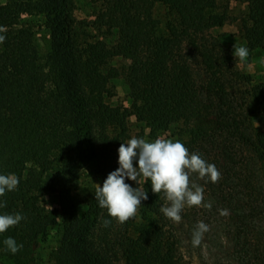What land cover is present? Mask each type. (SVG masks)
<instances>
[{"label":"trees","instance_id":"obj_1","mask_svg":"<svg viewBox=\"0 0 264 264\" xmlns=\"http://www.w3.org/2000/svg\"><path fill=\"white\" fill-rule=\"evenodd\" d=\"M231 0H94L93 13L104 40L81 38L74 0H6L0 4V174L19 178L6 192L0 214H20V223L0 233V264H35L34 245L59 226L55 264H183L172 225L161 219L163 193L154 194L144 182L148 199L137 214L120 224L94 198L95 189L79 188V173L92 165L104 181L115 171L113 153L123 143L128 118L144 121L153 140L179 126L188 144L209 131L199 89L183 58V43L199 48L203 63L213 68L210 49L200 45L205 32L226 21L221 2ZM247 15L243 38L249 50L264 49V0H244ZM162 4L171 18L158 33L152 11ZM40 17L34 24L32 18ZM36 28L49 36L50 49L41 56ZM124 53L123 72L130 106H111L105 95L118 78L109 62ZM256 106L264 112V81L252 87ZM264 163V130L253 138L241 136ZM51 173L50 182L44 177ZM103 184V182H102ZM54 194L50 210L45 193ZM262 208L255 215H264ZM111 219L105 227L104 220ZM23 247L11 254L4 240Z\"/></svg>","mask_w":264,"mask_h":264},{"label":"rangeland","instance_id":"obj_2","mask_svg":"<svg viewBox=\"0 0 264 264\" xmlns=\"http://www.w3.org/2000/svg\"><path fill=\"white\" fill-rule=\"evenodd\" d=\"M6 0H0V4ZM94 0H74V16L81 38L104 40L107 44L115 42V38L105 35L92 16L95 11ZM220 11H225L226 21L218 28L205 32L200 45H205L214 55L213 68L209 69L200 56L199 48L183 43L182 56L189 64L193 78L199 89L204 121L209 131L201 140L188 144V138L179 126H172L159 135L182 142L189 153H198L207 163L214 164L221 174L217 183L205 182L192 174V182L204 188L203 203H211V208L192 206L181 211V222L174 223L161 212V219L172 225L178 238V247L183 264H264V215H255L262 208L261 198L264 193V163L245 142V138H253L264 130V112L252 98L254 85L264 81V49L249 50L244 61L233 56V46H245L243 23L247 15L244 0L221 2ZM158 23V33L164 29L171 18L168 9L156 4L152 11ZM33 23L41 22L40 17L32 18ZM35 44L41 56L50 49L49 36L44 29L36 28ZM129 54L124 53L113 58L109 65L118 69V78L110 82L105 101L111 106H130L128 88L123 72L129 64ZM128 131L123 143L130 138L148 137V129L143 120L130 117L127 122ZM121 144V143H120ZM114 149V159L118 165V148ZM52 174L45 175L44 180L50 182ZM102 178L97 175L92 165H86L79 173L80 189H95L102 186ZM133 188L137 183L125 180ZM144 184L143 179L139 186ZM44 202L48 209L57 208L54 194L45 193ZM168 202L163 194L162 206ZM161 206V207H162ZM228 210L227 216L220 215V210ZM199 222L208 225L202 242L194 247L191 244L192 232ZM59 226L48 230L44 238L34 245L35 264H55L50 254L58 246ZM2 262H8L0 257ZM10 263V262H8Z\"/></svg>","mask_w":264,"mask_h":264},{"label":"clouds","instance_id":"obj_3","mask_svg":"<svg viewBox=\"0 0 264 264\" xmlns=\"http://www.w3.org/2000/svg\"><path fill=\"white\" fill-rule=\"evenodd\" d=\"M5 31L6 28L0 27V32ZM4 40L5 36L0 35V43ZM232 55L244 61L249 50L245 46L234 45ZM117 151L119 167L107 175L102 186L95 184L94 192L98 206L105 209L111 219L123 224L136 216L141 201L148 199L146 190L139 186L141 178L145 183L150 181L154 194H164L168 204L160 211L176 224L181 222L180 213L185 206L211 208V203H203L204 188L192 182L190 176L196 174L205 182L217 183L221 174L214 164L207 163L198 153H189L182 142L164 137L148 140L133 136L126 143H121ZM126 179L135 181L138 186L133 188L125 182ZM19 182L15 174H0V197L16 190ZM5 206L6 202H0V207ZM228 214V210H220V215ZM23 219L20 214H0V233L18 225ZM111 219L104 220L103 225L107 227ZM208 230V225L199 222L192 232V246H199ZM3 243L11 254H16L23 247L11 237Z\"/></svg>","mask_w":264,"mask_h":264}]
</instances>
